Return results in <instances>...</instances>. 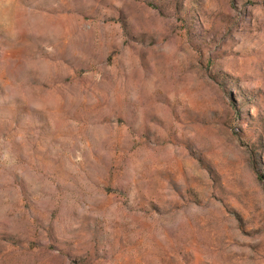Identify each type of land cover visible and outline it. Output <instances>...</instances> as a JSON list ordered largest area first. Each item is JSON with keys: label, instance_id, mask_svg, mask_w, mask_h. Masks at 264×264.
Instances as JSON below:
<instances>
[{"label": "rangeland", "instance_id": "1", "mask_svg": "<svg viewBox=\"0 0 264 264\" xmlns=\"http://www.w3.org/2000/svg\"><path fill=\"white\" fill-rule=\"evenodd\" d=\"M0 264H264V0H0Z\"/></svg>", "mask_w": 264, "mask_h": 264}]
</instances>
